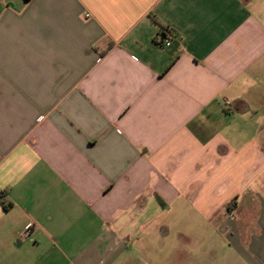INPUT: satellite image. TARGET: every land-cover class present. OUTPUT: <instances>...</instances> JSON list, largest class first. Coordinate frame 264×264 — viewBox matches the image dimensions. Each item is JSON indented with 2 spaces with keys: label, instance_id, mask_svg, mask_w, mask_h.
<instances>
[{
  "label": "crops",
  "instance_id": "1",
  "mask_svg": "<svg viewBox=\"0 0 264 264\" xmlns=\"http://www.w3.org/2000/svg\"><path fill=\"white\" fill-rule=\"evenodd\" d=\"M0 264H264V0H0Z\"/></svg>",
  "mask_w": 264,
  "mask_h": 264
},
{
  "label": "built area",
  "instance_id": "2",
  "mask_svg": "<svg viewBox=\"0 0 264 264\" xmlns=\"http://www.w3.org/2000/svg\"><path fill=\"white\" fill-rule=\"evenodd\" d=\"M161 43L164 45V46H169L170 45V41L168 38H165V37H162L161 38ZM30 232H31V225L27 226L21 233L20 235V239L21 240H26V239H29V236H30Z\"/></svg>",
  "mask_w": 264,
  "mask_h": 264
},
{
  "label": "rangeland",
  "instance_id": "3",
  "mask_svg": "<svg viewBox=\"0 0 264 264\" xmlns=\"http://www.w3.org/2000/svg\"><path fill=\"white\" fill-rule=\"evenodd\" d=\"M170 232V234H169V238H177L178 237V232L177 231H175V230H170L169 231ZM183 234H186V233H188V234H193L194 233V231H191V230H185V231H183L182 232ZM199 237H203L204 239H208L209 237H210V235H208L206 232L204 233V235H200ZM217 239H218V236H217Z\"/></svg>",
  "mask_w": 264,
  "mask_h": 264
},
{
  "label": "trees",
  "instance_id": "4",
  "mask_svg": "<svg viewBox=\"0 0 264 264\" xmlns=\"http://www.w3.org/2000/svg\"><path fill=\"white\" fill-rule=\"evenodd\" d=\"M167 33H169V32H167ZM167 33H165V34H167ZM164 34V33H163ZM164 37V36H163ZM3 207L5 208V209H7L8 207H9V205H3Z\"/></svg>",
  "mask_w": 264,
  "mask_h": 264
}]
</instances>
